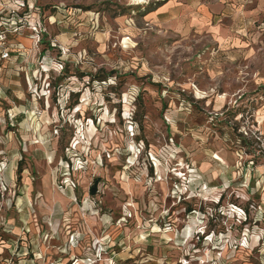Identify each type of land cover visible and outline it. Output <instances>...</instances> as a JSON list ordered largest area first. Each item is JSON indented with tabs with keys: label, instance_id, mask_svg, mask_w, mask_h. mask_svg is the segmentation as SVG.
<instances>
[{
	"label": "rangeland",
	"instance_id": "374dc122",
	"mask_svg": "<svg viewBox=\"0 0 264 264\" xmlns=\"http://www.w3.org/2000/svg\"><path fill=\"white\" fill-rule=\"evenodd\" d=\"M32 28L0 74V264H264V0H37Z\"/></svg>",
	"mask_w": 264,
	"mask_h": 264
},
{
	"label": "built area",
	"instance_id": "2783aa9c",
	"mask_svg": "<svg viewBox=\"0 0 264 264\" xmlns=\"http://www.w3.org/2000/svg\"><path fill=\"white\" fill-rule=\"evenodd\" d=\"M25 26H32L34 32L37 27V1L36 0H0V74L3 64L11 59L12 54L17 53L18 55L22 51V46H15L13 37L20 34V29ZM36 37L37 32L33 33ZM18 44V43H17ZM14 47H17L16 49ZM6 97L5 85L0 80V98ZM245 219V218H244ZM243 219V220H244ZM204 240L209 242L213 241L214 233L202 232ZM200 238V235H197ZM213 249H218L217 259L211 258L202 260L203 264H221L220 257L222 252L217 245L212 244ZM206 252L205 255H208ZM183 264H188V261H184Z\"/></svg>",
	"mask_w": 264,
	"mask_h": 264
},
{
	"label": "crops",
	"instance_id": "0c3cea01",
	"mask_svg": "<svg viewBox=\"0 0 264 264\" xmlns=\"http://www.w3.org/2000/svg\"><path fill=\"white\" fill-rule=\"evenodd\" d=\"M4 65H5V63L3 64V68H4ZM2 69H1V71H2ZM143 264H178V263L177 262H175V263L169 262V261H166L165 259H159V258H151V259L147 258V259L144 260ZM191 264H193V263H191Z\"/></svg>",
	"mask_w": 264,
	"mask_h": 264
},
{
	"label": "trees",
	"instance_id": "16d2710c",
	"mask_svg": "<svg viewBox=\"0 0 264 264\" xmlns=\"http://www.w3.org/2000/svg\"><path fill=\"white\" fill-rule=\"evenodd\" d=\"M36 1H37V0H36ZM22 171H23V168H22V166L19 165V167H18L19 177H20Z\"/></svg>",
	"mask_w": 264,
	"mask_h": 264
},
{
	"label": "bare ground",
	"instance_id": "6f19581e",
	"mask_svg": "<svg viewBox=\"0 0 264 264\" xmlns=\"http://www.w3.org/2000/svg\"><path fill=\"white\" fill-rule=\"evenodd\" d=\"M37 141H38V140H37ZM76 264H80V262H79V261H77V262H76Z\"/></svg>",
	"mask_w": 264,
	"mask_h": 264
}]
</instances>
